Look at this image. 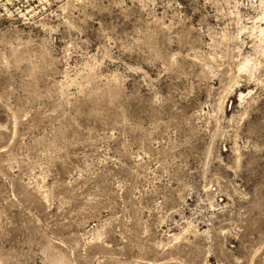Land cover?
Returning a JSON list of instances; mask_svg holds the SVG:
<instances>
[{
    "label": "rangeland",
    "instance_id": "rangeland-1",
    "mask_svg": "<svg viewBox=\"0 0 264 264\" xmlns=\"http://www.w3.org/2000/svg\"><path fill=\"white\" fill-rule=\"evenodd\" d=\"M262 12L0 0V264H264Z\"/></svg>",
    "mask_w": 264,
    "mask_h": 264
},
{
    "label": "bare ground",
    "instance_id": "bare-ground-1",
    "mask_svg": "<svg viewBox=\"0 0 264 264\" xmlns=\"http://www.w3.org/2000/svg\"><path fill=\"white\" fill-rule=\"evenodd\" d=\"M262 16H263V18H264V12H262ZM264 20V19H263ZM246 64L247 63H245L242 67L244 68V67H246Z\"/></svg>",
    "mask_w": 264,
    "mask_h": 264
}]
</instances>
